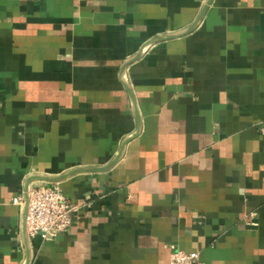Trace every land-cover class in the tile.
<instances>
[{
  "label": "crops",
  "instance_id": "obj_1",
  "mask_svg": "<svg viewBox=\"0 0 264 264\" xmlns=\"http://www.w3.org/2000/svg\"><path fill=\"white\" fill-rule=\"evenodd\" d=\"M263 120L264 0H0V264H264Z\"/></svg>",
  "mask_w": 264,
  "mask_h": 264
},
{
  "label": "built area",
  "instance_id": "obj_2",
  "mask_svg": "<svg viewBox=\"0 0 264 264\" xmlns=\"http://www.w3.org/2000/svg\"><path fill=\"white\" fill-rule=\"evenodd\" d=\"M260 133L264 135V120L260 125ZM19 205L24 204L22 196L12 200ZM77 206L69 202L61 188L54 183H39L28 190L25 212V230L29 238L37 235L43 239H53L66 232L72 223V214ZM166 264H202L198 251H185L173 248Z\"/></svg>",
  "mask_w": 264,
  "mask_h": 264
},
{
  "label": "water",
  "instance_id": "obj_3",
  "mask_svg": "<svg viewBox=\"0 0 264 264\" xmlns=\"http://www.w3.org/2000/svg\"><path fill=\"white\" fill-rule=\"evenodd\" d=\"M41 179L44 180V181L55 182V181L60 180L61 177L60 178L41 177ZM27 200H28V195H25V207H24L25 212H26Z\"/></svg>",
  "mask_w": 264,
  "mask_h": 264
}]
</instances>
